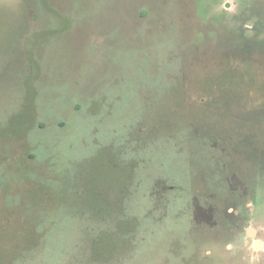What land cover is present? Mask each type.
<instances>
[{
	"label": "rangeland",
	"instance_id": "rangeland-1",
	"mask_svg": "<svg viewBox=\"0 0 264 264\" xmlns=\"http://www.w3.org/2000/svg\"><path fill=\"white\" fill-rule=\"evenodd\" d=\"M262 57L264 0H0V264H264V173L216 122L264 118L262 93L225 106ZM139 121L131 170L102 144Z\"/></svg>",
	"mask_w": 264,
	"mask_h": 264
},
{
	"label": "trees",
	"instance_id": "trees-1",
	"mask_svg": "<svg viewBox=\"0 0 264 264\" xmlns=\"http://www.w3.org/2000/svg\"><path fill=\"white\" fill-rule=\"evenodd\" d=\"M95 47L101 48L102 46H100L99 44H96ZM242 54L243 55H240V54L231 55L232 56V61L229 62L228 66H231V67H235V66H238V65L246 66L249 58L247 57V55H244L246 53H242ZM263 59H264V57H262V61H263ZM262 61H260L258 59H253L254 63H253V65H250V66H253V68L255 69V72H256L255 74L258 75V77L260 78V79L257 78V80H256L257 85H258L259 80L262 83H264V62H262ZM247 68H249V66ZM113 84H115V83H112L110 86H112ZM256 88L259 89L260 87H256ZM246 92L247 93H246L245 96H239L238 95L235 98L232 97L231 102L226 103L225 106H229V108H232L236 104L247 103L248 102L247 98H250V99L254 100L255 99L254 98L255 94H257V95H260L259 93L264 94L263 91H258L252 86L246 88ZM242 97L245 98V100L241 101ZM92 99L95 100L96 97H93ZM191 99H194L193 102L189 101V103L193 107L192 109H197V108H199L200 105H208L211 110H214V106L215 105H214V101L213 100L209 101L208 99L203 98V97H193ZM198 99L200 101V104H198L196 102ZM247 104H245V106H247ZM74 107L77 108V109H80L81 105L76 104ZM231 111H233V110L231 109ZM248 111L254 113V115L248 116V120H250V121L249 122H244L245 125L243 123V127L244 128H241L242 130H240L239 134H237L236 129L233 128L232 125L235 124V127H236V123L238 122V119L241 118V116L239 114L236 117L233 116V118H234L233 122L229 123L230 122L229 118H231L232 114L231 113L230 114H226L223 111L221 113H219L220 116L217 117L218 120H216V122L221 121V120H223V121L227 120V122L224 121L227 127H225L224 124L221 125V127H220L221 131L223 132V135H225V136H222L223 138L219 142L222 145L231 142V146L233 148V147H235L237 145L239 146L241 141H243V143H245V142H247V140H249V146H248L249 147L248 148L249 152H250V149H251L252 155L256 158V160H258V167H260L259 170H257V171L255 170L254 171V173L259 178V176L264 173V134L262 135V137L256 136V130L257 129H255L254 126H256V123L258 124L256 126L257 128H259L262 125H264V118L262 117V115H260V113H261L260 111L255 113L252 108H250ZM218 112L219 111L217 110L216 113H218ZM246 113L250 114L249 112H246ZM262 113H264V112H262ZM238 116H239V118H238ZM192 121H194V120H191V122ZM193 123H191L192 126H197V125H195ZM240 123H242V122H240ZM95 127L96 126H93V128H95ZM147 127L148 126H146V124L144 122L140 123V121H139L137 123V127L135 129H127V123L124 122L123 123V129L124 130L122 129L118 133H117V131H113L112 130L108 134L107 141H105L102 145L105 144V145H107V147L114 149L124 160H127L126 162H123L124 164L133 163L134 167H131V170H134L138 165H141L142 163L138 161L139 157H136V156L128 157V152L130 151L132 153L133 150L135 152L136 151H141V152L145 151L143 146H145V144L147 142H145V139H142L141 137H138L136 134L138 132L145 131L147 129ZM97 130L98 129L96 127L94 132L97 131ZM146 132L147 131H145L144 134ZM133 133H134V135H133ZM240 134H241L242 138H240ZM132 136L135 137V138L130 139V137H132ZM150 138L151 137H148V139H150ZM130 144L133 146V150L130 148ZM223 152H224V149L221 148V150L219 152H216L215 154H210V155H208V154H198V155H201L202 157L204 156V160L207 162L206 164H207L208 171L206 172V171L201 170V173L199 175V179L200 180H203V178L205 179L207 186L209 185L210 180L208 181L207 179H209V178H207L206 175H204V174L205 173H208V174L210 173L211 174L212 179H211L210 183H213V180L217 179L216 178V175H217L216 172H219V171L222 172L223 166H225V163H221L222 162L221 159L224 158V157H225L224 159H226V157H227V156H224ZM213 159H215V162L213 164L214 166H213V169L211 171V168H210L211 167V163H212L211 160H213ZM254 173H253V175H254ZM133 180H134V177L133 178L131 177V179L129 181V188H127V190L125 192V193H127L129 195H132L133 192H135L136 189H137L136 186L138 185V181H134V183H133ZM156 180H162V179H156ZM196 183H197V181H196ZM178 184H179L180 188H191L192 189V186L193 185L195 186V184H193V185L190 184L189 185L188 183H186L184 185L182 183H178ZM197 185H198V183H197ZM201 185H202V182H201ZM188 186H191V187H188ZM210 187L213 188L212 185H210ZM163 189H167V188H163ZM169 190H170V187L166 191H169ZM120 213H121V215H123V217H125L126 212L122 211V209H121ZM126 218L129 221L128 226H127L128 227L127 228V235L129 237H131V233H130L131 230H129V229H131L133 227L132 226L133 223L131 222V217L129 218V216L126 215ZM135 219L137 220V222L140 223L141 220H140V218L137 215H136ZM85 258L89 259V260H96L97 259V257L94 256V255L86 256V257H84V259Z\"/></svg>",
	"mask_w": 264,
	"mask_h": 264
}]
</instances>
